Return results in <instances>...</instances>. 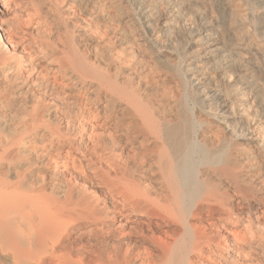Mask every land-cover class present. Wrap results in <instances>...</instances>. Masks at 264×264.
Here are the masks:
<instances>
[{
  "label": "bare ground",
  "instance_id": "bare-ground-1",
  "mask_svg": "<svg viewBox=\"0 0 264 264\" xmlns=\"http://www.w3.org/2000/svg\"><path fill=\"white\" fill-rule=\"evenodd\" d=\"M0 264H264V0H0Z\"/></svg>",
  "mask_w": 264,
  "mask_h": 264
}]
</instances>
